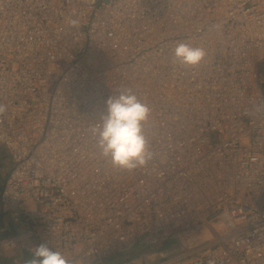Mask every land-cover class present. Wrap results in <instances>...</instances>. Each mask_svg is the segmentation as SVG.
<instances>
[{
  "label": "built area",
  "instance_id": "2783aa9c",
  "mask_svg": "<svg viewBox=\"0 0 264 264\" xmlns=\"http://www.w3.org/2000/svg\"><path fill=\"white\" fill-rule=\"evenodd\" d=\"M181 42L206 56L181 64ZM263 60L264 0H0V204L23 227L2 251L264 264ZM126 89L151 110L154 156L132 171L91 131Z\"/></svg>",
  "mask_w": 264,
  "mask_h": 264
},
{
  "label": "clouds",
  "instance_id": "9594fccd",
  "mask_svg": "<svg viewBox=\"0 0 264 264\" xmlns=\"http://www.w3.org/2000/svg\"><path fill=\"white\" fill-rule=\"evenodd\" d=\"M69 23L78 26L79 21L73 19ZM174 55L181 64L196 66L204 59L206 51L181 42L176 46ZM6 111L7 106L0 104V115ZM150 111L131 89L122 90L107 99L106 113L101 115V122L91 131L93 135H98L102 155L109 157L113 166L132 171L146 166L153 159L154 153L149 150L143 134V124L148 120ZM32 253L28 264H69L61 252L51 250L47 244L34 247Z\"/></svg>",
  "mask_w": 264,
  "mask_h": 264
},
{
  "label": "crops",
  "instance_id": "0c3cea01",
  "mask_svg": "<svg viewBox=\"0 0 264 264\" xmlns=\"http://www.w3.org/2000/svg\"><path fill=\"white\" fill-rule=\"evenodd\" d=\"M10 170H11L10 155L5 148L0 147V195L5 186ZM14 225H17V224H14V222L8 216H4L2 214L1 204H0V242L5 238L14 236V232H15V230L13 229ZM17 227H19V231L23 229V227L21 226L17 225ZM33 248H34V245L32 243L25 241L21 243L20 246L15 251L9 254H6L4 251L3 252L5 254H3L0 251V264H4V263L6 264H28V261H23L24 256L26 255L27 252L31 254ZM18 251L21 252L20 254L21 259H17L15 257ZM5 260L11 261L12 263L11 262L8 263Z\"/></svg>",
  "mask_w": 264,
  "mask_h": 264
},
{
  "label": "rangeland",
  "instance_id": "374dc122",
  "mask_svg": "<svg viewBox=\"0 0 264 264\" xmlns=\"http://www.w3.org/2000/svg\"><path fill=\"white\" fill-rule=\"evenodd\" d=\"M256 70H257L258 78H259L261 88L263 91V95H264V60L257 65ZM162 78H164V74H162L161 79ZM167 80H168V76H167ZM1 212L3 214L2 209H1ZM3 215L6 216L5 214H3ZM13 229L15 230V232H14V235H15L16 232L19 231V227H17V225H14ZM27 242L34 244V242H32L31 240H28ZM161 249H163L161 246L153 247V248L140 246V247H137V249H133L130 253L124 254L120 257L115 258L114 260H111L110 261L111 263H108V264H145V262H149L151 259L153 260L154 257L152 255ZM0 251L3 254H5L2 251V249H0ZM27 253L24 256L23 261H29L32 258L33 253H31V254L30 253L27 254ZM6 254H9V253H6ZM20 254H21V252L18 251L16 253L15 257L17 259H21ZM6 262L10 263L11 261H6ZM4 264H6V263H4Z\"/></svg>",
  "mask_w": 264,
  "mask_h": 264
},
{
  "label": "trees",
  "instance_id": "16d2710c",
  "mask_svg": "<svg viewBox=\"0 0 264 264\" xmlns=\"http://www.w3.org/2000/svg\"><path fill=\"white\" fill-rule=\"evenodd\" d=\"M140 246L141 245L136 246L134 249H137V247H140ZM120 256H122V255H117V256H114V257L107 258V259H103L99 264H108V263H111L110 262L111 260H114L115 258L120 257Z\"/></svg>",
  "mask_w": 264,
  "mask_h": 264
}]
</instances>
